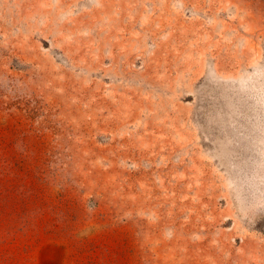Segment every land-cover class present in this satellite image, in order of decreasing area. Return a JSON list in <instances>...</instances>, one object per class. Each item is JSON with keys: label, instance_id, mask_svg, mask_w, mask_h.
I'll list each match as a JSON object with an SVG mask.
<instances>
[{"label": "rangeland", "instance_id": "obj_1", "mask_svg": "<svg viewBox=\"0 0 264 264\" xmlns=\"http://www.w3.org/2000/svg\"><path fill=\"white\" fill-rule=\"evenodd\" d=\"M0 264H264V0H0Z\"/></svg>", "mask_w": 264, "mask_h": 264}]
</instances>
